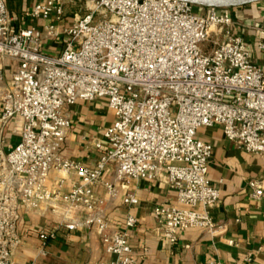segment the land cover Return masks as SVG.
<instances>
[{
    "label": "built area",
    "instance_id": "built-area-1",
    "mask_svg": "<svg viewBox=\"0 0 264 264\" xmlns=\"http://www.w3.org/2000/svg\"><path fill=\"white\" fill-rule=\"evenodd\" d=\"M71 5L80 12L60 28ZM197 7L182 0H42L25 15L52 22L17 28L0 0V58L17 64L1 96L0 135L11 121L19 135L6 151L0 147V264H15L20 208L44 203L61 210L69 230L97 227L113 258L95 264H134L128 231L109 233L97 211L93 188L109 167L119 181L165 180L176 191L177 205L153 209L171 244L192 228L216 231L211 209L220 190L209 178L214 147L198 130L220 126L238 148L264 154V62H254L231 9L205 8L202 15ZM56 38L61 50L47 53L45 40ZM255 48L264 52V39ZM98 99L106 100L114 121L103 132L102 156L89 167L63 154L71 127L64 108ZM53 171L75 176L69 192L59 190L63 181L58 190L50 187ZM251 185L255 198L264 194ZM106 189L117 195L114 184ZM123 202L135 205L138 198L127 192ZM136 223L129 216L125 226ZM39 237L56 234L41 230Z\"/></svg>",
    "mask_w": 264,
    "mask_h": 264
},
{
    "label": "crops",
    "instance_id": "crops-1",
    "mask_svg": "<svg viewBox=\"0 0 264 264\" xmlns=\"http://www.w3.org/2000/svg\"><path fill=\"white\" fill-rule=\"evenodd\" d=\"M17 28L36 26L52 22L51 19L32 18L26 12L42 0H6ZM79 7L66 8L60 28L69 26L78 14ZM205 14L204 7L195 9ZM235 28L252 49L254 62H264V52L255 48L258 39H264V2L232 8ZM71 18V19H70ZM45 51L55 54L61 50L62 39L45 40ZM17 64L9 58H0V114L3 106L2 94L10 85ZM70 120L63 154L89 167L98 162L104 152L103 132L112 125L114 114L104 99L78 101L64 108ZM198 137L213 144V156L209 164V178L220 190V199L211 209L216 231L192 228L181 232L178 241L171 244L162 236L160 223L153 214L156 205H177L176 191L165 180H130L122 182L116 178L115 170L109 167L93 190L100 199L97 211L107 218L108 232L127 230L133 248L134 264H264V194L255 198L252 182L264 191V154L248 152L227 140L220 126L201 128ZM3 150L19 141L15 125L11 121L0 135ZM101 143V147L96 144ZM63 181L62 186L58 182ZM77 179L57 171L51 172L50 187L69 192ZM116 186L117 195L111 196L106 184ZM132 192L138 198L135 205H127L123 197ZM86 213L78 214L84 218ZM129 216L137 219L133 228H126ZM61 210L53 209L49 203L36 209L20 208L17 233L21 239L14 249L15 264H95L112 259L102 248L101 234L96 226L69 230L62 223ZM55 232L56 238L42 241L39 232Z\"/></svg>",
    "mask_w": 264,
    "mask_h": 264
},
{
    "label": "water",
    "instance_id": "water-1",
    "mask_svg": "<svg viewBox=\"0 0 264 264\" xmlns=\"http://www.w3.org/2000/svg\"><path fill=\"white\" fill-rule=\"evenodd\" d=\"M195 6L216 9H232L250 4L264 2V0H182Z\"/></svg>",
    "mask_w": 264,
    "mask_h": 264
},
{
    "label": "rangeland",
    "instance_id": "rangeland-1",
    "mask_svg": "<svg viewBox=\"0 0 264 264\" xmlns=\"http://www.w3.org/2000/svg\"><path fill=\"white\" fill-rule=\"evenodd\" d=\"M70 19H71V18H70ZM206 45L210 46L211 44H210L209 42H207V43H205V46H206Z\"/></svg>",
    "mask_w": 264,
    "mask_h": 264
}]
</instances>
